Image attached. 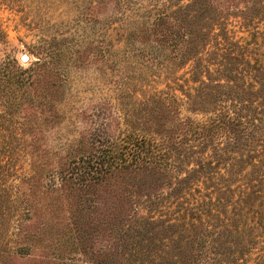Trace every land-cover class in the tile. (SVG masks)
I'll use <instances>...</instances> for the list:
<instances>
[{"label":"rangeland","instance_id":"1","mask_svg":"<svg viewBox=\"0 0 264 264\" xmlns=\"http://www.w3.org/2000/svg\"><path fill=\"white\" fill-rule=\"evenodd\" d=\"M185 4L190 5L187 15L181 14L185 8L174 12ZM173 15L187 20L200 15L191 24L197 23L194 32L202 37L178 51L168 43L155 50L150 38L143 43L147 29L173 22ZM0 29V64L15 61L27 67L51 54L63 75L58 108L66 114L117 101L127 92L123 86L139 88L150 78L154 72L145 66L151 64L179 66L173 73L178 82L195 78L187 73L191 66L212 64L231 68L232 86L264 82V0H0ZM22 54L26 62L19 60ZM74 125L77 131L85 123L76 118ZM263 133L264 128L259 135ZM62 135L55 129L46 132L44 148L50 154L61 152L55 141ZM235 159L210 175L217 177L219 172L220 184L236 176L256 178L248 189L250 203L211 206L208 219L176 227L170 240L143 247L126 243L122 223L111 224V214L124 216L129 207L112 194L121 186L109 181L88 189L69 187L42 170L29 176L21 162L20 169L1 181L6 189L0 187V264H264V141H241ZM50 163L49 158L47 166ZM220 196L230 200L226 194Z\"/></svg>","mask_w":264,"mask_h":264},{"label":"trees","instance_id":"2","mask_svg":"<svg viewBox=\"0 0 264 264\" xmlns=\"http://www.w3.org/2000/svg\"><path fill=\"white\" fill-rule=\"evenodd\" d=\"M184 6L174 12L185 8L181 14L187 15L185 10L190 5ZM199 17L193 15L187 20L173 15V22H158V28L147 29L143 43L150 38L155 50L167 43L176 46L175 50L193 43L203 35L194 32L197 23L191 24ZM2 36L0 29V39ZM50 55L46 53L27 67L15 61L0 64L1 190L6 189L3 178L20 169L21 162H25L29 176L42 170L69 187L88 189L112 181L121 186L119 193L112 191L113 196L123 198L129 207L124 216L111 214V224L122 223V236L135 246L170 240L176 227L186 228L191 222L208 219L211 206L222 208L230 201L250 203L248 189L252 181H258L256 178L236 176L220 184L222 175L218 172L212 177L210 172L236 160L241 141L243 145L264 141V133L259 135L264 128L263 81L247 87L232 86L231 68L212 64L201 69L191 66L187 73L195 78L178 82L173 73L179 66L151 64L145 66L154 72L150 78L140 82L139 88L123 86L127 92L117 101L66 114L58 108L63 100V75ZM239 110L245 111L243 116ZM76 118L85 123L77 131ZM64 121L68 126L62 129ZM52 129L64 135L55 141L60 153L50 154L44 148L45 134ZM221 193L230 200H222ZM183 196L191 197L184 200ZM136 202L142 206L138 208Z\"/></svg>","mask_w":264,"mask_h":264},{"label":"water","instance_id":"3","mask_svg":"<svg viewBox=\"0 0 264 264\" xmlns=\"http://www.w3.org/2000/svg\"><path fill=\"white\" fill-rule=\"evenodd\" d=\"M27 59H28V57L25 54H22V55L19 56V60L22 61V62H26Z\"/></svg>","mask_w":264,"mask_h":264}]
</instances>
